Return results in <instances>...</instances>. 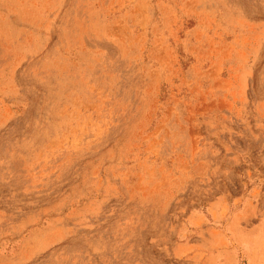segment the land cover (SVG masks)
Wrapping results in <instances>:
<instances>
[{
	"label": "rangeland",
	"instance_id": "1",
	"mask_svg": "<svg viewBox=\"0 0 264 264\" xmlns=\"http://www.w3.org/2000/svg\"><path fill=\"white\" fill-rule=\"evenodd\" d=\"M0 264H264V0H0Z\"/></svg>",
	"mask_w": 264,
	"mask_h": 264
}]
</instances>
